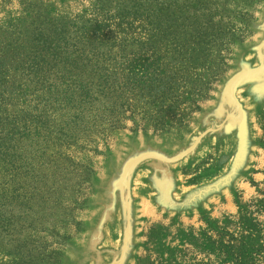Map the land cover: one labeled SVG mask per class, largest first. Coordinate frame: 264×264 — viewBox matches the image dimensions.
Wrapping results in <instances>:
<instances>
[{"label": "rangeland", "instance_id": "1", "mask_svg": "<svg viewBox=\"0 0 264 264\" xmlns=\"http://www.w3.org/2000/svg\"><path fill=\"white\" fill-rule=\"evenodd\" d=\"M36 1L66 20L89 13L93 2ZM174 2L167 33L202 55L191 64L169 61L167 126L137 128L156 110L147 97H126L136 110L123 129L99 125L74 134L72 145L51 142L49 159L26 146L28 169L15 163L11 179L33 174L44 189L30 206L11 200L0 211V264L31 256L34 264H264V0H203L180 23L176 8L186 2ZM24 3L0 0V55L31 37ZM115 22L104 35L148 37L137 29L145 23L122 26L119 36ZM206 36L215 44L202 53ZM162 49L171 56V47ZM200 84L202 97L192 91ZM22 102L13 96L7 111L20 115ZM13 140L17 157L25 155L21 135ZM8 179L0 168V194Z\"/></svg>", "mask_w": 264, "mask_h": 264}, {"label": "trees", "instance_id": "2", "mask_svg": "<svg viewBox=\"0 0 264 264\" xmlns=\"http://www.w3.org/2000/svg\"><path fill=\"white\" fill-rule=\"evenodd\" d=\"M92 1L89 13L66 20L52 17L40 1L25 0L23 7L30 16L31 37L21 42V47L15 42L11 50L0 55V168L10 177L2 181L3 194H0V211L5 214L9 201L13 200L16 206L20 204V208L28 207L39 194L38 189H44L45 180L41 178L39 183L33 174L26 173L21 181L18 175H15L18 180L11 179L15 163L24 165L20 169L26 171L32 153L49 159V143L56 147L72 145L75 141L71 140H77L73 136L79 131L91 132L99 125L123 129L126 113H131L134 119L136 110L131 103H122L126 97H147L146 103L156 110V118L143 113L145 117L139 119L141 125L137 128L164 129L169 61L176 66L191 64V60L197 62L202 55L190 51L178 33H167V19L173 17L171 11L177 0ZM202 1L185 0L184 7L176 8V22L187 20L188 7ZM111 22L117 23L119 36L123 34L122 26L131 30L136 22L145 23L137 29L143 26L148 37L130 43L126 36L117 39L116 35H104ZM164 44L172 48L171 56H167V51L163 54ZM214 44L210 37H204L201 45L205 49L201 52L209 51ZM135 45L139 49H133ZM9 74L19 75L21 82L16 79L11 82ZM181 79L186 83V78ZM145 86L148 92H144ZM206 86L195 85L192 91L202 97ZM24 88H29L30 93ZM16 95L23 98L25 105L17 116L7 111ZM57 117L64 120L62 125L57 123ZM18 134L26 144L22 142L25 155L19 157L21 147L17 149L13 140ZM33 144V152L26 155V146ZM5 226L1 229L5 230ZM19 264H34L33 257Z\"/></svg>", "mask_w": 264, "mask_h": 264}]
</instances>
